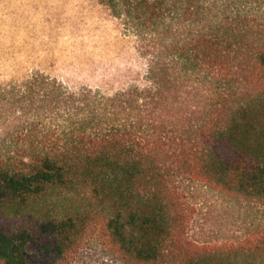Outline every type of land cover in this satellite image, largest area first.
Wrapping results in <instances>:
<instances>
[{"label":"trees","instance_id":"obj_1","mask_svg":"<svg viewBox=\"0 0 264 264\" xmlns=\"http://www.w3.org/2000/svg\"><path fill=\"white\" fill-rule=\"evenodd\" d=\"M102 2L165 40L168 58L154 59L145 87L119 96L124 110L92 109L86 98L84 120L100 123L0 116L18 121L0 141V264H61L94 232L128 264H264L254 257L264 240L250 252L191 240L182 187L264 201V0ZM159 72L197 86L204 113L192 130L119 117L145 120L161 105Z\"/></svg>","mask_w":264,"mask_h":264},{"label":"rangeland","instance_id":"obj_2","mask_svg":"<svg viewBox=\"0 0 264 264\" xmlns=\"http://www.w3.org/2000/svg\"><path fill=\"white\" fill-rule=\"evenodd\" d=\"M102 1L0 0V108H5L0 109V116L17 111L20 125L25 120L45 125L97 124L101 122L98 117L84 120L86 98L90 108L113 113L126 108L115 104L121 94L145 87L154 59L164 62L168 58L166 41L140 27L124 7L116 11ZM170 75L159 74L163 99L158 107L151 105L145 120L129 119L127 111L119 117L137 124L156 122L192 130L204 113L203 102L196 97L197 86L191 81L181 86L182 79ZM200 93L207 97L210 92ZM57 107L62 112L71 110L72 117L62 116ZM52 111L58 113L55 120H50ZM5 118L0 117V141L12 139L18 123L12 117L5 122ZM115 119L113 114L104 118L110 123ZM182 187L192 212L191 240L247 251L264 240L263 200L227 194L202 182ZM85 242L61 264H128L103 246L97 232L90 233ZM254 257L257 263L264 259V255Z\"/></svg>","mask_w":264,"mask_h":264}]
</instances>
